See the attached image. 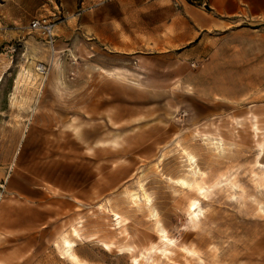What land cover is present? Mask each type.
<instances>
[{"label": "rangeland", "instance_id": "374dc122", "mask_svg": "<svg viewBox=\"0 0 264 264\" xmlns=\"http://www.w3.org/2000/svg\"><path fill=\"white\" fill-rule=\"evenodd\" d=\"M96 7L0 0V264H77L65 238L85 264H264V49L231 56L230 101H200L102 54Z\"/></svg>", "mask_w": 264, "mask_h": 264}, {"label": "crops", "instance_id": "0c3cea01", "mask_svg": "<svg viewBox=\"0 0 264 264\" xmlns=\"http://www.w3.org/2000/svg\"><path fill=\"white\" fill-rule=\"evenodd\" d=\"M96 1L94 22L88 14L80 26L94 34L102 54L126 63L133 60L146 71L171 72L164 76L166 87L172 88L184 78L200 101H230L232 92L223 74L231 68V56L264 49V0ZM248 39H254L256 46H248ZM191 57L192 64L198 61L202 66L197 72L183 74V65ZM112 68L123 71L126 67L113 63ZM5 207L0 201L2 223L5 213L1 209Z\"/></svg>", "mask_w": 264, "mask_h": 264}, {"label": "built area", "instance_id": "2783aa9c", "mask_svg": "<svg viewBox=\"0 0 264 264\" xmlns=\"http://www.w3.org/2000/svg\"><path fill=\"white\" fill-rule=\"evenodd\" d=\"M57 23L46 16L35 17L30 22V29L43 37L51 45L55 43ZM42 66V70H44Z\"/></svg>", "mask_w": 264, "mask_h": 264}, {"label": "bare ground", "instance_id": "6f19581e", "mask_svg": "<svg viewBox=\"0 0 264 264\" xmlns=\"http://www.w3.org/2000/svg\"><path fill=\"white\" fill-rule=\"evenodd\" d=\"M38 69L41 70L42 68L39 67ZM4 76H5V75H3V74L0 76V85H1V82L3 81V77H4ZM188 159H189V163L192 162V161H193V156H192V157L189 156ZM182 183H183V185H186V186H187V183H186L185 180H183ZM144 196H145L148 200H150V199L147 197V195L144 194ZM135 197H138V195H135ZM148 203H149V202H148ZM74 233H75L76 235H78V232L75 231V230H74ZM163 239L166 240V242L169 241V239H167V238H163ZM169 242H172V241H169ZM64 245H65V249H66V254L68 255V258H69L70 260H72L74 263H77V264H85L84 262H82V261L80 260L79 256L75 253V247H76V244H75L74 241L65 238V240H64ZM187 252H188V251H187Z\"/></svg>", "mask_w": 264, "mask_h": 264}]
</instances>
